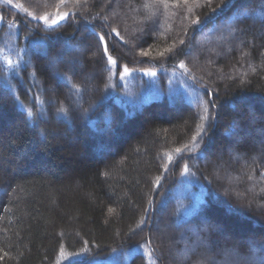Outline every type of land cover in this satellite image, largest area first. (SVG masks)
Instances as JSON below:
<instances>
[{"label": "trees", "instance_id": "obj_1", "mask_svg": "<svg viewBox=\"0 0 264 264\" xmlns=\"http://www.w3.org/2000/svg\"><path fill=\"white\" fill-rule=\"evenodd\" d=\"M59 3L0 0V264H148L147 240L155 264H173L172 247L198 254L184 264H264V0H69L55 31L28 15ZM104 15L124 79L97 43ZM207 100L219 111L205 122ZM181 208L175 229L200 237L185 246L154 225Z\"/></svg>", "mask_w": 264, "mask_h": 264}, {"label": "snow or ice", "instance_id": "obj_2", "mask_svg": "<svg viewBox=\"0 0 264 264\" xmlns=\"http://www.w3.org/2000/svg\"><path fill=\"white\" fill-rule=\"evenodd\" d=\"M7 2L12 3V0H7ZM68 2H69V0H60V3L58 5H56L57 11L54 14L53 13H45L44 15L37 16V15H33L32 13H28V15H30L33 20H39L42 22V26H43L42 30H44V31H55L56 28L61 26V22L66 20L70 15V13L68 11H59V9L62 7H65ZM82 2L84 5L87 4V0H74L75 7L81 8ZM187 2H188V0H184L185 4H187ZM229 2H230V0H229ZM156 3L163 4L165 7H167L166 0H151V3H146L144 5V7L146 9H150ZM211 4H212V0H207V5L211 6ZM71 16L73 18H75L76 13L72 12ZM96 17L99 18L100 13H97ZM102 18L105 21L106 26L110 28V31L108 33H96V36L98 38L97 43L99 46H102V54L107 57L108 65L114 66L117 69V71L119 72L120 79H124L126 76L130 75L131 72L134 70L130 69L127 66V64L123 65L122 69H121V66L118 65L117 59L114 58L110 54V49L108 46V38L113 37V35L120 37L121 40H123L124 38L120 35V32L117 30V27H114L109 23V16L104 15ZM0 19H2V18H0ZM191 22L193 24H196V25H199L201 23L198 18L192 20ZM37 26L39 27V25H37ZM86 27H87V25H86ZM91 31L95 32V28L93 27L91 29ZM124 42L127 43V41H124ZM40 43H42V41L38 40V41L33 42L34 45L40 44ZM180 43L182 44V43H184V41L181 40ZM172 50H173V48H171V47L166 49V51H168V52H171ZM21 51H26V50L21 49ZM148 54L149 53L147 51H144V50H141L139 53L140 56H147ZM94 55H95V53H94ZM160 55H164V53L161 52ZM245 55H247V53H245ZM9 63H11V62L9 61ZM179 67L182 69H185L186 72L190 71L187 69V66L184 64L183 61L180 62ZM136 70H139V69H136ZM144 72L146 75H150V76L156 75V73L153 72L151 69H146V70H144ZM59 78L60 79H66L68 81V83L71 85L72 89H74L77 93H79L81 91L80 85L72 83L71 77L65 75V76L59 77ZM193 78L195 79V77H193ZM210 106L215 107V104L212 100H207V101L202 102V113L203 114L200 115V119L202 121H205V122L208 121V119H209L208 113H209V107ZM58 111L60 113L67 115V110L63 106H61L58 109ZM28 115L31 116L32 112L29 111ZM205 131H206V127L204 124L197 125V133L195 136H193L191 138V147L188 144H186L182 148H176L175 152L177 154H182L185 151L190 152L193 148H195L197 146V137H200L201 140L203 139L202 133H204ZM181 174L182 175L189 174V166L187 164H185L183 166V170H182ZM157 183H159V178H157ZM144 223H145V221L142 220L141 225H143ZM152 243H153V241L147 240L144 245L140 246L141 248L146 247L148 249V251H147L148 264H155L153 254L156 252V249L152 247Z\"/></svg>", "mask_w": 264, "mask_h": 264}, {"label": "rangeland", "instance_id": "obj_3", "mask_svg": "<svg viewBox=\"0 0 264 264\" xmlns=\"http://www.w3.org/2000/svg\"><path fill=\"white\" fill-rule=\"evenodd\" d=\"M254 18L258 21L259 20L258 19L259 18V15L258 16L255 15ZM220 40H223V39H216V38L215 39H212V41H214V43H216L217 45L221 46L220 45ZM81 54L82 53H79L78 55H76V57H71L70 58V61L68 62L70 69H73L72 66L74 67L75 65L78 67V69H80V68L83 67L82 62H81V60H82L83 57H82ZM63 61H64V58L59 57L58 59L51 58V59H49L47 61V63H49L51 67H55L56 64H61ZM85 79L88 81L91 78L89 76H86ZM51 98L53 100V96ZM244 134L247 135L248 133L247 132H244ZM236 135H237V133L234 134V136H236ZM227 153L228 154L230 153L231 156L234 159L240 160L239 159L240 157H238V156L235 155L232 146L227 147ZM219 160H223V159L222 158H219ZM215 171H216V169H215ZM217 174L218 173L215 172V175H217ZM165 210L166 209H164V211ZM161 213H162V211H161ZM163 216L164 215L161 216L162 222L161 221L155 222L154 225H155L156 229H158V230H160V231L168 234V236L167 235L166 236H167V239L169 240V243H170V241H173L174 240L179 245L185 246V243H186L187 239L190 238V237L199 238L200 239V237H198L196 235V232L193 231V230L191 232V231H189V230L186 229L187 231L185 232V229L184 230H178V229H175V226L174 225L165 223L163 221ZM202 225L204 226L205 229L207 227H210V226L207 225L206 221H204V223ZM171 250H172V253H173V264H184L186 262V260L189 259L190 257L198 256V254L195 252V250L194 251H191L189 255L187 254L188 256L186 255V253H184L182 251L183 249H181V248H180V251L175 250L173 247L171 248ZM210 252H211V250L209 248H206V253H210Z\"/></svg>", "mask_w": 264, "mask_h": 264}, {"label": "bare ground", "instance_id": "obj_4", "mask_svg": "<svg viewBox=\"0 0 264 264\" xmlns=\"http://www.w3.org/2000/svg\"><path fill=\"white\" fill-rule=\"evenodd\" d=\"M264 20V19H263ZM183 58H185V57H180V59H182L183 60ZM175 71L172 69V70H167V74H168V77H171V78H174V75H176V73H174ZM186 85H184V84H182V85H180V86H177V90L179 91V92H181V93H183L184 91H185V87ZM186 92V91H185ZM184 92V93H185ZM211 94H212V92H210ZM213 93H214V90H213ZM188 97L189 98H191V95H188ZM214 97V96H213ZM213 101V100H212ZM214 102V101H213ZM213 109L214 110H218L219 111V109H218V106L217 105H215V107H213ZM206 211V210H205ZM184 212H185V210L183 209V208H181V209H179V211L174 215V218H173V225L175 226V228H178V224H181L182 222V218H183V216H184ZM130 254H132V253H130ZM121 255L124 257V252H121ZM129 256V255H128ZM127 256V257H128ZM103 263V262H102ZM119 264H121V263H119Z\"/></svg>", "mask_w": 264, "mask_h": 264}]
</instances>
